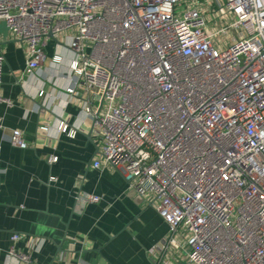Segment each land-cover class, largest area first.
I'll return each instance as SVG.
<instances>
[{"label": "built area", "instance_id": "obj_1", "mask_svg": "<svg viewBox=\"0 0 264 264\" xmlns=\"http://www.w3.org/2000/svg\"><path fill=\"white\" fill-rule=\"evenodd\" d=\"M0 21L25 73L49 38L73 51L67 90L92 123L93 167L107 162L154 206L169 232L159 248L183 230L187 264H264V0H0ZM9 142L27 147L18 128Z\"/></svg>", "mask_w": 264, "mask_h": 264}, {"label": "crops", "instance_id": "obj_2", "mask_svg": "<svg viewBox=\"0 0 264 264\" xmlns=\"http://www.w3.org/2000/svg\"><path fill=\"white\" fill-rule=\"evenodd\" d=\"M43 50L46 59L25 73L24 44L0 21L1 93L10 100L0 102V264H22L7 255L10 247L37 264H187L186 233L159 248L169 232L154 206L107 162L93 167L92 123L67 90L73 51L54 38ZM61 120L72 135L57 129ZM13 128L22 130L27 147L9 142ZM87 194L99 200L83 203ZM13 233L21 237L13 240Z\"/></svg>", "mask_w": 264, "mask_h": 264}, {"label": "rangeland", "instance_id": "obj_3", "mask_svg": "<svg viewBox=\"0 0 264 264\" xmlns=\"http://www.w3.org/2000/svg\"><path fill=\"white\" fill-rule=\"evenodd\" d=\"M225 38V37H224Z\"/></svg>", "mask_w": 264, "mask_h": 264}]
</instances>
